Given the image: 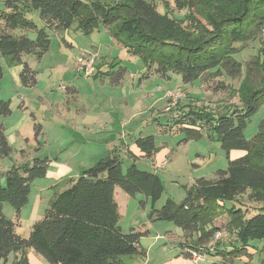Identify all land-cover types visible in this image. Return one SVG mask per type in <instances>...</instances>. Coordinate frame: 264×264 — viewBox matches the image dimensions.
Returning a JSON list of instances; mask_svg holds the SVG:
<instances>
[{
    "label": "rangeland",
    "instance_id": "1",
    "mask_svg": "<svg viewBox=\"0 0 264 264\" xmlns=\"http://www.w3.org/2000/svg\"><path fill=\"white\" fill-rule=\"evenodd\" d=\"M101 1L109 5L127 0ZM156 1L161 13L179 19L181 28L192 33L206 23L202 7L210 9L214 16L218 14L208 7L207 0H183L184 9L178 8L175 0ZM5 2L0 0V11L5 8ZM189 13L192 17L185 20ZM28 16L38 28H46L51 43L42 58L33 54L23 57L38 72V83L31 88L22 85L14 68H22V65H12L0 54V65L4 70L0 100L12 102V113L8 116L0 114V124L4 125L12 147L11 154L0 159V175L15 164L32 162L37 157L50 159V166L45 177L31 183L29 200L21 209L17 232L28 238L33 225L43 218L56 190L70 187L71 176H79L112 149L120 148L124 171L135 162L140 170L156 172L164 183V192L155 208L146 193L129 195L117 186L118 191L128 197L125 200L118 195L122 230L144 233L140 240L144 252L124 256L126 264H261L264 239L251 240L245 253L232 254L240 243H235L236 236L229 229L228 208L259 206L260 201L250 200L248 193L237 195L233 200L220 199L211 203L215 208L208 215L213 221L211 226L223 230L226 236L215 250L207 246L197 250L206 254L205 259L197 262L181 254L182 249L185 253L194 250L197 234L185 233L175 222L157 220L153 215L154 209L162 208L168 199L179 204L183 202L198 179H216L219 169L228 168L227 153L211 125L221 116L243 108L240 89L246 68L236 79L222 76L226 86L219 78L185 84L177 73L170 72L166 77L154 66L150 68L140 55L132 53L125 45L123 34H113L104 26L85 33L76 24L67 31H56L46 27L39 11ZM198 22L202 25L198 26ZM27 32L31 38H36L35 30ZM263 40L264 30L257 39L244 43V49L236 57L253 68L251 63ZM83 55L95 57L94 69L88 76L78 70L77 58ZM253 71V80L259 83L262 76L254 68ZM121 74L122 83L114 84ZM169 90H181L185 96L167 111ZM23 100L27 109L19 108ZM190 112L195 113L189 115ZM263 120L264 101L249 118L244 137L253 139ZM37 124L42 127L38 136ZM195 130H200V137L193 136ZM149 135L155 137L158 149L155 158L140 157L134 161L130 157L133 153L126 145ZM243 154L242 150L233 149L230 158ZM164 160L167 163L159 167ZM58 176L64 177L58 179ZM2 211L8 218L17 219L10 202L2 203ZM36 253L44 264H50Z\"/></svg>",
    "mask_w": 264,
    "mask_h": 264
},
{
    "label": "trees",
    "instance_id": "2",
    "mask_svg": "<svg viewBox=\"0 0 264 264\" xmlns=\"http://www.w3.org/2000/svg\"><path fill=\"white\" fill-rule=\"evenodd\" d=\"M175 1L178 8L185 6L183 0ZM207 3L218 14L214 16L210 9L202 7L206 23L198 22L202 26L192 33L181 28L179 19L161 13L156 0H127L109 5L101 0H6L0 11V54L10 64L23 66L20 79L24 86L36 85L38 72L23 57L33 54L42 58L50 47L49 32L45 27L38 28L28 16L39 11L48 29L67 31L76 24L85 33L104 26L113 34H123L125 45L150 68L154 66L166 77L170 72L177 73L185 84L219 78L226 86L222 76L236 79L246 68L240 89L243 108L221 116L211 125L227 153L228 168L219 169L216 179H198L180 204L168 199L153 212L157 220H171L185 233H196L193 248L200 250L212 241L217 230L208 218L211 210H215L211 203L248 193L250 200L260 201L259 206L228 208L229 229L236 236L235 243H240L232 254H239L245 253L251 240L264 239V120L253 139L244 137L249 118L264 101V40L251 63L262 76L259 83L253 80L252 66L236 57L244 49V43L257 39L264 30V0H207ZM189 15L185 20L192 17ZM28 30L36 31L35 39L28 35ZM121 75L115 83L123 79ZM3 78L0 65V81ZM11 113L10 101L0 100V114ZM37 126L38 134L40 126ZM193 134L201 136L200 130ZM136 144L147 158L158 150L153 135L138 138ZM233 149L244 154L231 159ZM11 152L5 127L0 124V159ZM132 158L136 161L138 157L133 154ZM49 163L50 159L37 157L32 162L15 164L0 175V263L32 264L31 248L50 264H126L124 256L144 252L140 247L144 233L134 229L124 232L119 224L115 187L129 195L146 193L155 208L164 192V183L156 172L140 170L135 162L124 171L120 148L112 149L79 176L71 178L70 187L56 190L30 236L22 237L17 232L21 209L29 200L31 183L47 175ZM5 201L14 206L16 220L3 213ZM184 255L193 258L190 251Z\"/></svg>",
    "mask_w": 264,
    "mask_h": 264
},
{
    "label": "built area",
    "instance_id": "3",
    "mask_svg": "<svg viewBox=\"0 0 264 264\" xmlns=\"http://www.w3.org/2000/svg\"><path fill=\"white\" fill-rule=\"evenodd\" d=\"M94 64H95V57H93V56L83 55V56H80L77 58V65H78L79 72H84V73H86L87 76L90 75L92 72L91 70L94 69ZM167 96H168V99L170 101V103L167 107V111H169L174 106H176L178 101L180 99H182L185 96V94L181 90H179V91L169 90L167 92ZM164 165H165V162L160 164L159 167H163ZM225 236H226V233L223 230L217 229L214 233V237H213L212 241L210 243H208V245H206V246L209 247L211 250H215L217 243H219L220 240L223 239ZM206 246H204V247H206ZM203 248L200 250H203ZM188 251H190L192 253L195 262H197L198 260H202V259L206 258L205 257L206 254H203L202 251H197V250H188Z\"/></svg>",
    "mask_w": 264,
    "mask_h": 264
},
{
    "label": "crops",
    "instance_id": "4",
    "mask_svg": "<svg viewBox=\"0 0 264 264\" xmlns=\"http://www.w3.org/2000/svg\"><path fill=\"white\" fill-rule=\"evenodd\" d=\"M17 71H18V75H19V78H20V73H21V71H22V68H23V66H22V68H20V67H18V66H15L14 67ZM100 71V70H99ZM21 80V79H20ZM115 81V80H114ZM113 81V83L114 84H116V85H118V84H121L122 83V80L119 82V83H115ZM22 83V82H21ZM37 83H38V77H37ZM36 83V84H37ZM23 85V84H22ZM24 86V85H23ZM35 86V85H34ZM33 86V87H34ZM24 87H26V88H31V87H27V86H24ZM68 90V89H67ZM20 96H21V94H20ZM162 97H160V99H161ZM20 100V99H19ZM157 100H159V99H157ZM5 101H7V100H5ZM10 106H12V102L10 101ZM19 108H24V109H27V106H26V102L23 100V101H21V103L19 104ZM37 125H39L40 126V130H42V127H41V125L40 124H37ZM5 133H6V131H5ZM18 134H19V131H18ZM39 134H37V136H38ZM6 136H8V134L6 133ZM8 138V137H7ZM9 140V139H8ZM10 143V142H9ZM126 147H129V151H131L134 155H136L138 158L137 159H139L140 157H145L144 156V153L140 150V148L136 145V143L135 142H133L132 143V145H126ZM128 148H126V150H127ZM156 155V154H155ZM155 155L152 157V158H149V159H154L155 158ZM130 157H132V156H130ZM133 159V158H132ZM165 162V164L167 163V160H164L162 163H164ZM161 163V164H162ZM158 165H160V164H158ZM49 166H50V163H49ZM49 169V168H48ZM64 176H62V177H60V176H58V179H62ZM71 178H73L72 176L70 177V179ZM118 195H120V196H123L124 198H125V200H127L128 199V197L126 196V194H124L122 191H118V189H117V186L115 187V199H116V201L118 202V205H119V212H120V207H121V205H120V203H119V199H118ZM127 198V199H126ZM181 247V246H180ZM182 249V248H181ZM181 254H185V250H183L182 249V252H181ZM13 258H14V256L13 255H11V257H10V261H12L13 260ZM29 259H30V261H31V263L32 264H44V262L42 261V259H41V257L36 253V251H33V250H29ZM174 264V263H173Z\"/></svg>",
    "mask_w": 264,
    "mask_h": 264
}]
</instances>
